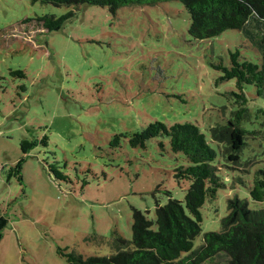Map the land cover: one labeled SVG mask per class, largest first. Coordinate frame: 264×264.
<instances>
[{"label": "rangeland", "instance_id": "1", "mask_svg": "<svg viewBox=\"0 0 264 264\" xmlns=\"http://www.w3.org/2000/svg\"><path fill=\"white\" fill-rule=\"evenodd\" d=\"M69 11L75 15L59 30L21 23ZM189 23L177 0L114 12L92 4L74 9L0 0V214L8 221L0 264H68L59 249L84 258L110 255L101 238L130 239L134 209L154 220L156 204L183 201L189 183L173 174L189 163L171 150L168 137H153L145 147H132L126 137L115 140L155 120L192 122L218 153L224 186L200 209L194 249L205 232L220 230L229 198L264 208L248 193L254 172L264 170V140H247L240 156L245 164L237 166L246 172L226 167L221 144L212 141L213 128L239 105L235 81L220 80L213 64L229 65V51L236 49L241 60L255 63L261 53L243 29L192 40ZM247 29L257 37L253 23ZM19 69L23 77L11 73ZM243 93L258 126L264 96L253 85H244ZM24 139L38 143L25 155L20 183L7 171L23 156ZM53 165L67 178H56Z\"/></svg>", "mask_w": 264, "mask_h": 264}, {"label": "trees", "instance_id": "2", "mask_svg": "<svg viewBox=\"0 0 264 264\" xmlns=\"http://www.w3.org/2000/svg\"><path fill=\"white\" fill-rule=\"evenodd\" d=\"M53 6H67L74 9L84 4L107 7L111 12L122 6L156 4L167 0H30ZM181 2L189 14L188 33L192 40L210 39L220 35L225 30H244L261 53L260 62L255 63L246 58L240 59L238 49L229 51V65L222 62L213 64L221 72L220 80H234L239 99L238 107L224 124L213 128L212 141L218 144L219 154L226 167L239 172L238 165H244L241 160L243 148L248 139L264 140V109L262 120L258 126L253 125L251 115L246 105L243 93L244 85H253L259 95L264 89V0H177ZM75 12L69 11L60 16L43 14L35 18H25L23 24L44 28L48 31L59 30L71 19ZM250 23L257 30L247 29ZM36 29V28H34ZM12 74L23 77L22 70H12ZM259 118V115L257 116ZM252 124V125H251ZM128 138L132 147H145L147 140L153 137L166 136L173 152H181L188 160V165H179L174 169L177 182L188 181V187L183 201L169 198L163 204H156L154 220L148 219L138 209L133 211L130 239L113 235L106 241L112 249L107 256H89L59 249L58 253L66 258L68 264H264V208L251 209L247 199L237 195L228 199V213L223 217L218 231H208L203 234V241L193 248V241L200 233L202 221L201 208L206 199H213L224 182L218 175L219 165L216 164L217 151L210 145L203 133L192 122H175L167 125L155 120L144 129L115 135ZM44 145L45 139L40 140ZM38 140H22L21 156L8 171V178L15 176L22 182V164L29 149ZM160 144H162L160 142ZM248 165L253 162L246 161ZM56 178L66 179L55 165L50 166ZM240 183L244 182L239 177ZM250 198L255 202H264V170L257 169L248 185ZM7 218L0 214V240L7 226ZM154 226V227H153Z\"/></svg>", "mask_w": 264, "mask_h": 264}, {"label": "water", "instance_id": "3", "mask_svg": "<svg viewBox=\"0 0 264 264\" xmlns=\"http://www.w3.org/2000/svg\"><path fill=\"white\" fill-rule=\"evenodd\" d=\"M262 95L264 96V89L262 90Z\"/></svg>", "mask_w": 264, "mask_h": 264}, {"label": "built area", "instance_id": "4", "mask_svg": "<svg viewBox=\"0 0 264 264\" xmlns=\"http://www.w3.org/2000/svg\"><path fill=\"white\" fill-rule=\"evenodd\" d=\"M0 171H1V168H0Z\"/></svg>", "mask_w": 264, "mask_h": 264}]
</instances>
